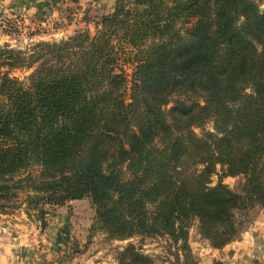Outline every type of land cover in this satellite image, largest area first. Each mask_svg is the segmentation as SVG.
Segmentation results:
<instances>
[{
	"label": "trees",
	"instance_id": "trees-1",
	"mask_svg": "<svg viewBox=\"0 0 264 264\" xmlns=\"http://www.w3.org/2000/svg\"><path fill=\"white\" fill-rule=\"evenodd\" d=\"M263 1L115 0L93 37L0 46V209L24 195L44 227L88 200L114 240L168 238L178 264H198L195 223L214 250L238 239L264 209ZM117 261L154 264L133 244Z\"/></svg>",
	"mask_w": 264,
	"mask_h": 264
},
{
	"label": "rangeland",
	"instance_id": "rangeland-1",
	"mask_svg": "<svg viewBox=\"0 0 264 264\" xmlns=\"http://www.w3.org/2000/svg\"><path fill=\"white\" fill-rule=\"evenodd\" d=\"M262 8L264 10V1ZM99 15L92 13L86 18L79 16L77 23L67 29L66 27L70 24L62 23L58 29L61 28L59 30L63 31V34L51 38L45 37V35L50 36L53 33L52 28L25 25L17 21L19 19L3 15V17L0 16V46L6 45L10 49L30 51L38 43L67 40L79 31L88 30L93 37L98 33V24L104 16ZM131 51L133 50L129 48L126 50L119 49L117 53L118 62L115 68L118 73L125 74L127 77L128 82L126 92H124L126 99H129L131 79L135 67L133 63L134 53L129 54ZM32 71L18 70L11 72L10 75L25 80ZM206 129L212 130V124H208ZM217 181L218 176H214L212 185H215ZM240 181L239 177L224 179V183L231 188H237ZM25 199L24 195H20L17 199L9 202L10 206L6 209H0V249L9 246L14 236L25 239L23 248L25 250L18 251L15 259H58L57 250L59 248L56 246H59V243L61 244L63 241L59 239V231L55 228L58 225H64V227L70 228L68 235L65 236L66 250L61 245V256L64 259H90V264H118L117 253L124 250L129 244H133L140 247L145 255L150 256L154 260V264H178L177 254L180 255V260L184 261L183 253L165 237H135L125 241L114 240L107 231L96 225L95 210L88 200L74 203L68 207L63 206L64 208L57 210V220H53L52 215H50L47 217L46 226L42 227L34 211H27ZM260 210L262 209L250 212L248 216L250 222H245V231L253 223ZM197 226V223L192 226L189 235V243L194 258L198 264H222V261L218 260L220 259L218 255L215 256L213 252H210L211 246L207 240L199 235ZM54 244L56 245L53 246ZM260 263L258 261L254 264Z\"/></svg>",
	"mask_w": 264,
	"mask_h": 264
},
{
	"label": "crops",
	"instance_id": "crops-1",
	"mask_svg": "<svg viewBox=\"0 0 264 264\" xmlns=\"http://www.w3.org/2000/svg\"><path fill=\"white\" fill-rule=\"evenodd\" d=\"M114 2L115 0H0V16H12L25 25L52 28L53 33L50 36L44 34L45 37L51 38L63 34V31L59 30L61 28L58 29L62 23L70 24L67 29L77 23L79 16L86 18L92 13L100 14L99 16L109 14ZM84 201L86 200L72 201L64 207ZM64 207L56 209L52 215L53 220H57V210ZM55 229L59 231V239L63 241L56 246L59 248L58 259H15L18 251L25 250V239L14 236L9 246L0 249V264H90V259H64L61 249L63 246L66 250L65 236L70 228L58 225ZM209 250L215 256L218 255L222 264H254L258 261L264 264V209L260 210L253 223L237 240L222 250H214L211 247Z\"/></svg>",
	"mask_w": 264,
	"mask_h": 264
},
{
	"label": "water",
	"instance_id": "water-1",
	"mask_svg": "<svg viewBox=\"0 0 264 264\" xmlns=\"http://www.w3.org/2000/svg\"><path fill=\"white\" fill-rule=\"evenodd\" d=\"M263 9V8H262Z\"/></svg>",
	"mask_w": 264,
	"mask_h": 264
}]
</instances>
